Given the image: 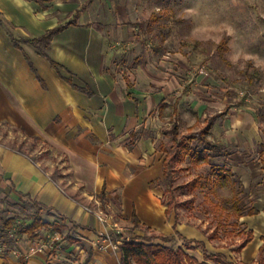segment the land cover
I'll return each instance as SVG.
<instances>
[{
    "label": "crops",
    "instance_id": "obj_1",
    "mask_svg": "<svg viewBox=\"0 0 264 264\" xmlns=\"http://www.w3.org/2000/svg\"><path fill=\"white\" fill-rule=\"evenodd\" d=\"M90 1L0 0V123L53 149L70 174L61 185L39 159L0 138V211L27 203L52 220L60 217L71 237L84 244L76 259L64 257L69 264H79L84 255L82 264H122L123 240L175 233L192 246L202 242L207 253H221L233 264H264L262 77L250 102L202 69L167 76L141 65L143 77L138 71L137 77L119 78L111 69L108 32L88 19ZM57 27L48 43L34 42ZM165 114L176 119L170 132L173 125L180 134L209 126L214 157L249 192L256 212L236 217L243 228L237 237L252 234L242 248V241L235 250L214 247L202 229L167 209L156 186L164 179L165 149L157 148V140ZM180 119L186 132L180 131ZM94 212H102L105 222ZM50 219L43 221L55 223ZM103 238L110 241L107 248L94 246ZM188 251L204 260L200 247ZM11 260L9 253L0 254V264ZM44 261L36 253L17 264Z\"/></svg>",
    "mask_w": 264,
    "mask_h": 264
},
{
    "label": "rangeland",
    "instance_id": "obj_2",
    "mask_svg": "<svg viewBox=\"0 0 264 264\" xmlns=\"http://www.w3.org/2000/svg\"><path fill=\"white\" fill-rule=\"evenodd\" d=\"M87 14L88 19L99 22L108 32V42L113 47L111 69L119 78L138 75L141 65H146L149 72L161 71L167 76L188 75V71L197 73L202 69L238 98L244 99L241 92L248 95L250 102L258 95L249 83L253 68H257L264 87V0H91ZM165 115L158 127L157 148L161 145L168 149L173 144L170 127L176 119ZM186 124L180 119L181 132L187 131ZM0 138L39 159L61 185L69 182V171L53 149L1 123ZM172 167L171 186L164 179L156 182L163 192V201L176 207L181 221L202 229L212 238L214 247L235 250L244 238V235L237 237L243 228L237 223L236 209L241 207L245 211L250 207L253 199L249 192L238 178L227 174L222 162L214 156L209 162L199 163L186 158L173 162ZM220 173L227 177H220ZM36 213L42 220L50 219L27 203L17 210L0 211V222L16 216L11 229L13 237L0 238V254L9 253L11 264L36 253L45 257L43 264H69L64 257L76 259L79 246L84 244L71 237L70 229L60 217L50 219L58 226L56 229L37 231L39 239L16 234L17 228L29 224ZM124 230L131 236L129 229ZM55 235L58 239H52ZM32 245L39 246V250L33 252ZM70 245L72 256H67ZM170 245L189 250L188 244L179 238ZM84 257L78 259L79 264ZM131 264L136 263L131 259Z\"/></svg>",
    "mask_w": 264,
    "mask_h": 264
},
{
    "label": "trees",
    "instance_id": "obj_3",
    "mask_svg": "<svg viewBox=\"0 0 264 264\" xmlns=\"http://www.w3.org/2000/svg\"><path fill=\"white\" fill-rule=\"evenodd\" d=\"M61 27H57L45 35L37 38L34 42L39 44H46ZM225 43V42H223ZM224 46V44H223ZM262 74L257 68H253V72L249 76V83L254 89H257L260 85ZM209 126L198 131H189L185 134H180L176 125L171 128L172 134V146L165 149V159L164 165V180L171 186L170 176L172 175V163L181 162L186 158L193 160L196 163L199 162H209L210 158L214 156L215 145L207 138ZM195 143V144H194ZM197 143H202L204 145L200 146ZM193 144V145H192ZM227 170L229 176H233L230 170ZM220 177H227L225 173H220ZM195 184V182H194ZM167 209L176 207L167 202ZM236 217H239L243 213L253 214L256 209L248 207L247 210L243 211L241 207H238ZM16 216L10 217L4 221L3 227L1 228V237H9L11 229L15 225ZM56 223L49 224L42 220L38 213L34 214L32 221L27 224L17 228L16 234H26L27 238L34 240L36 238L37 231L40 229H56ZM11 232V233H10ZM180 238L184 243L188 244L187 249H193L195 247H200L204 251V260L198 261L195 257L190 256L186 251L182 249L181 246L174 248L170 245L176 238ZM252 237L250 231L244 234V239L239 244L238 249L242 248ZM156 238L159 241H156ZM191 240L183 238L178 233L173 235H151L148 237H133L129 240H123L119 246L122 257V264H131V259L136 264H209L208 260L215 261L219 264H233L228 261L227 258L221 253H207L205 251L204 244L202 242H195L192 246ZM48 264V263H46Z\"/></svg>",
    "mask_w": 264,
    "mask_h": 264
},
{
    "label": "built area",
    "instance_id": "obj_4",
    "mask_svg": "<svg viewBox=\"0 0 264 264\" xmlns=\"http://www.w3.org/2000/svg\"><path fill=\"white\" fill-rule=\"evenodd\" d=\"M240 95L245 96L244 99L248 100V95H244L243 92H241ZM94 214L96 215L97 219L100 222H102V223L105 222L106 219H105V216L102 212H94ZM52 239H58V236L55 235ZM93 244H94V246H96L99 249H105L110 244V241H107L106 239L103 238V239H99V240L95 241ZM30 249L34 252L36 249L39 250V246L32 245L30 247Z\"/></svg>",
    "mask_w": 264,
    "mask_h": 264
}]
</instances>
